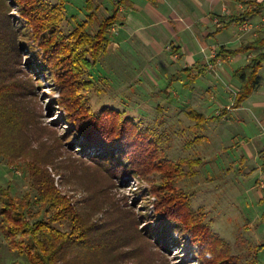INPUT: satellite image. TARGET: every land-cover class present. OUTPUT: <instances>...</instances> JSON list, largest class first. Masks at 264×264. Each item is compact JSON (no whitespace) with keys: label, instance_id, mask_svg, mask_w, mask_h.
I'll return each mask as SVG.
<instances>
[{"label":"rangeland","instance_id":"1","mask_svg":"<svg viewBox=\"0 0 264 264\" xmlns=\"http://www.w3.org/2000/svg\"><path fill=\"white\" fill-rule=\"evenodd\" d=\"M4 1L10 23L25 25L20 7L11 0H0V4ZM67 1L69 16L78 21L87 18L89 0ZM100 5L92 0V11L103 17ZM103 5L112 12L115 8L112 0ZM76 19L68 18L63 24L66 33L75 27ZM88 29L94 31L96 26L90 24ZM12 34L0 18V82L25 84L12 101L27 117L19 133L0 127V184H10L13 194L22 195L31 190L32 181L31 168L25 162H41L61 194L109 231L101 237L112 238L111 255L93 254L90 262L94 264H203L187 231L173 229L163 240L166 249L155 242L154 235L150 239L143 236L149 223L152 227L159 224L151 188L161 182L162 174L133 172L108 180L101 167L70 147L64 136V110L56 101L60 91L42 65L30 66L36 61L34 53L43 55V50L31 39L16 51ZM263 34L264 16L255 23L239 25L234 45ZM116 35L115 28L109 35L110 43ZM145 46L130 49L124 45L114 50L109 46L90 71L96 85L91 93L92 107L125 112L141 127L156 130L169 158L194 160L193 166L185 167L187 175L179 180V188L193 194L192 206L205 212L211 228L233 244L235 254H246L244 262L249 261L251 247L264 242V160L259 156L264 148V93L256 91L239 106L241 109L233 107L240 88L233 72L245 56L250 58L257 51L239 60L212 62L217 45H202L199 60L206 63L188 66L180 61L184 60L179 56L181 51L172 44L162 53ZM189 54L183 53L187 58ZM261 74L264 80V67ZM191 109L207 117L203 125L188 115ZM225 110L227 113L218 117ZM73 141L79 144L86 139ZM116 208L124 209L123 214ZM0 253V264H8L11 256L5 245ZM257 260L253 264L264 263V251Z\"/></svg>","mask_w":264,"mask_h":264},{"label":"trees","instance_id":"2","mask_svg":"<svg viewBox=\"0 0 264 264\" xmlns=\"http://www.w3.org/2000/svg\"><path fill=\"white\" fill-rule=\"evenodd\" d=\"M11 2L20 7L19 11L27 21L23 23L25 25L18 27L10 23L5 1L0 4V18L9 25L14 36L20 37L17 39L12 34L16 51L24 44L28 45L31 39L43 50V55L34 53L36 61L30 66L42 65L60 91L61 96L56 101L64 110L62 118L67 124L64 136L69 139L70 147L101 167L108 180L133 172L144 176L162 174L161 182L151 188V193L156 196L154 203L159 224L152 227L149 223L143 236L150 239L154 235L155 242L166 249L164 238L173 229L184 230L197 245L203 264L256 263L258 255L264 251V242L253 245L252 257L244 262L246 254H235L233 244L207 223L206 213L192 206L193 194L179 188V180L187 175L185 167L193 166L194 160L169 158L156 130L141 127L125 112L109 107L96 111L92 107L91 93L96 90V85L90 78V71L108 52L109 35L119 19V7L103 18L96 10L92 11V0H89L90 13L85 20L78 21L67 14V0ZM243 2L247 8L233 16L231 23L241 25L264 9V0ZM68 18L76 19V24L66 33L63 24ZM90 24L95 25L96 30H89ZM251 50L257 51L256 54L233 72L240 83L233 107H239L261 86L264 35L234 50L222 47L213 58L215 61L226 60ZM24 87L25 84L0 82V127L12 134L19 133L26 122L27 114L20 106L14 107L12 101ZM226 113L227 110L218 117ZM188 115L197 124L203 125L207 120L194 109L189 110ZM32 122L39 125L34 119ZM80 137L86 142L77 144L73 141ZM259 156L264 160V148L259 150ZM25 163L32 171L31 190L15 195L10 184H0V252L1 246L5 245L11 256L8 264H94L90 262L93 254L111 255L112 238L101 237L109 231L61 194L41 162ZM116 209L123 214L124 209Z\"/></svg>","mask_w":264,"mask_h":264},{"label":"crops","instance_id":"3","mask_svg":"<svg viewBox=\"0 0 264 264\" xmlns=\"http://www.w3.org/2000/svg\"><path fill=\"white\" fill-rule=\"evenodd\" d=\"M97 1L101 3L99 9L101 10L103 17H109L112 13V8L110 10L108 6L103 4L108 3L110 0ZM112 1L114 7H119V19L111 29L112 32L116 28L117 35L114 39H112L111 43L109 42L108 50L109 46L112 50H114L121 48L124 45L129 46L130 49L138 47V49H140V46L146 45V48L152 46L156 52L162 53L164 48L172 44L176 46L177 51H181L179 56L184 60L180 61H185V63L189 66L197 64L198 61H200V63H206L202 58L199 60V49L202 45L211 48L214 47V44H216L217 52L212 56L211 61L227 62L230 59L239 60L248 52L241 53L236 56H229L226 60H213L222 47L234 50L239 48L241 45L258 38L243 39L237 46L234 45L236 43L233 39L239 25L231 23V18L242 13L247 8V5L243 2L244 0ZM251 1L261 2L263 0ZM106 9L110 10L111 13ZM102 10H105L104 12L106 14L103 13ZM258 15V17L257 14L253 15L248 19V21L252 23L257 22L258 18L264 16V9ZM215 20H219V23H216ZM187 51L190 53L189 58L183 55V53H187ZM254 51L255 50H251L249 52ZM196 53H198V56ZM253 55H255V53ZM248 59L249 57L246 58L245 56V59L239 63L241 65L238 64V66L241 67L244 65ZM206 66L207 65L204 64V67ZM184 71L190 72L188 68H185ZM263 82L264 80L262 75V83L260 88L257 90L258 95H260V93H264ZM237 109H241V107Z\"/></svg>","mask_w":264,"mask_h":264},{"label":"built area","instance_id":"4","mask_svg":"<svg viewBox=\"0 0 264 264\" xmlns=\"http://www.w3.org/2000/svg\"><path fill=\"white\" fill-rule=\"evenodd\" d=\"M244 25L246 24V22L245 23H243ZM242 25V24H241Z\"/></svg>","mask_w":264,"mask_h":264}]
</instances>
